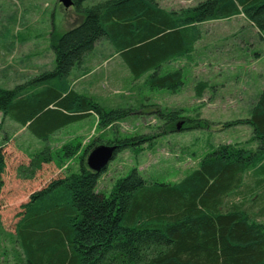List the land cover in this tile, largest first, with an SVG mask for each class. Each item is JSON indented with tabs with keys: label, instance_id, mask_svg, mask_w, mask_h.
I'll return each mask as SVG.
<instances>
[{
	"label": "trees",
	"instance_id": "16d2710c",
	"mask_svg": "<svg viewBox=\"0 0 264 264\" xmlns=\"http://www.w3.org/2000/svg\"><path fill=\"white\" fill-rule=\"evenodd\" d=\"M72 2L83 20L61 36L51 33L55 67L13 89H0V114L45 143L93 114L101 131L113 130V139L96 140L113 146L115 156L177 132L181 120L178 131H184V118L181 110L158 111L162 132L118 137L116 124L135 110H105L70 83L72 74L85 73V59L95 46L107 42L134 81L151 72L145 81L149 89L175 93L183 85L182 69L161 70L178 59L192 60L201 24L243 15L264 32V0H203L177 11L161 8L159 0ZM206 89V82L197 83L196 96ZM240 125L251 128L255 150L218 145L175 184L147 183L133 170L107 197L96 192L106 169L96 174L87 168L86 158L96 147L89 143L78 173L49 181L20 205L14 239L21 264H264V203L253 212L254 189L264 183V84L248 117L223 127ZM81 147L74 140L56 150L46 146L18 166L16 176L33 180L43 165H61ZM5 168L0 146V192ZM233 196H242L241 201H227Z\"/></svg>",
	"mask_w": 264,
	"mask_h": 264
},
{
	"label": "rangeland",
	"instance_id": "374dc122",
	"mask_svg": "<svg viewBox=\"0 0 264 264\" xmlns=\"http://www.w3.org/2000/svg\"><path fill=\"white\" fill-rule=\"evenodd\" d=\"M102 1L105 0H86L84 5ZM200 1L203 0H159L158 4L165 10L177 11ZM0 15V89L5 90L52 70L55 61L51 33L61 36L83 20L73 6L64 8L59 0H0ZM200 31L201 39L195 44L191 62L180 60L172 66L181 68L184 75L183 85L175 93L149 89L145 81L151 72L134 81L120 57L109 58L113 51L107 42L99 43L91 54L98 63L92 68L86 65L87 77L81 78L85 73L72 74L70 83L81 78L72 86L73 90L105 110H135L116 124L120 138L162 132L160 128L164 125L158 119V111L181 110L184 118V131L176 129L177 132H168L151 144L116 154L99 178L96 192L109 196L115 182L133 170L147 183L175 184L197 169L198 163L218 145L257 148L249 126L223 125L247 118L260 90L264 32L260 33L243 15L201 24ZM166 67L163 66L161 74L167 71ZM199 82H206L208 89L197 97L195 86ZM177 125H182V120ZM113 136L112 129L98 128L97 118L92 114L62 128L45 143L31 130L0 114V146L6 162L0 192V264H21L14 239L15 224L19 207L29 194L55 178L78 173L79 157L85 146L91 142L100 145L98 137L110 140ZM72 140L82 146L77 156L61 165L56 161L43 165L33 180L17 178V167L28 164L32 155L46 146L56 150ZM254 191L257 195L253 212H256L264 203V183ZM241 197H229L227 201L239 202Z\"/></svg>",
	"mask_w": 264,
	"mask_h": 264
},
{
	"label": "water",
	"instance_id": "95a60500",
	"mask_svg": "<svg viewBox=\"0 0 264 264\" xmlns=\"http://www.w3.org/2000/svg\"><path fill=\"white\" fill-rule=\"evenodd\" d=\"M59 2L64 8L73 6L72 0H59ZM180 127L181 125H177L176 129L179 130ZM114 156L115 148L113 146L98 145L89 152L86 158L87 168L93 173H100L107 168Z\"/></svg>",
	"mask_w": 264,
	"mask_h": 264
},
{
	"label": "crops",
	"instance_id": "0c3cea01",
	"mask_svg": "<svg viewBox=\"0 0 264 264\" xmlns=\"http://www.w3.org/2000/svg\"><path fill=\"white\" fill-rule=\"evenodd\" d=\"M1 16V15H0ZM9 45H11V43H9ZM11 47V46H10ZM9 47V48H10ZM97 48V46H95V49ZM95 49H94V51H95ZM93 53V52H92ZM91 53V54H92ZM88 55V57L85 59V63H84V66H83V68L82 69H84L85 67H86V65L87 66H89V67H93V66H95L97 63H98V60H95L94 58H91L92 57V55ZM119 56H117L116 54H114V53H112L111 54V52L109 53V58L111 59H115V58H118ZM191 57H193V54L191 55ZM255 57H257V55L255 56ZM182 61V60H185V59H178V60H176V61ZM176 61H173V62H171V63H169V64H167V67H166V70H172V69H174V68H172V66H173V64L176 62ZM187 60H185V62H186ZM188 62V61H187ZM189 62H191V60L189 61ZM89 73V72H88ZM88 73H86V75L84 74L83 76H81V78H85V77H87L88 76ZM80 78V79H81ZM80 79H78V78H75V79H73V82H72V86H76L77 84H78V82H79V80ZM263 79V80H262ZM261 80H262V83H261V87H260V90L262 89V87H263V84H264V75H261ZM259 90V91H260Z\"/></svg>",
	"mask_w": 264,
	"mask_h": 264
}]
</instances>
